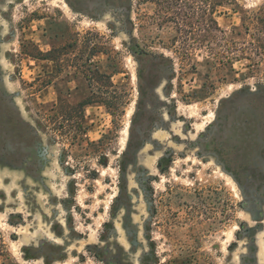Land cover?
Listing matches in <instances>:
<instances>
[{"label":"rangeland","instance_id":"obj_1","mask_svg":"<svg viewBox=\"0 0 264 264\" xmlns=\"http://www.w3.org/2000/svg\"><path fill=\"white\" fill-rule=\"evenodd\" d=\"M213 3L250 42L264 0ZM201 10L0 0V264H264V62Z\"/></svg>","mask_w":264,"mask_h":264},{"label":"trees","instance_id":"obj_2","mask_svg":"<svg viewBox=\"0 0 264 264\" xmlns=\"http://www.w3.org/2000/svg\"><path fill=\"white\" fill-rule=\"evenodd\" d=\"M157 4L162 10H177L175 15L169 17L177 25H180V9H187V17L191 20L197 9H202V24L205 32V43L211 58L222 64H232L235 60L246 59L252 61L254 65L264 62V13L258 12L250 19L253 21L254 31L250 35V42L236 44L226 39L225 33L219 26L215 16L217 4L213 0H157ZM166 14H169L166 12ZM191 22V26H192ZM250 30V29H248ZM178 32L182 29L178 27ZM187 32V31H185ZM189 33H192L190 30ZM90 102L81 104L82 107Z\"/></svg>","mask_w":264,"mask_h":264},{"label":"flooded vegetation","instance_id":"obj_3","mask_svg":"<svg viewBox=\"0 0 264 264\" xmlns=\"http://www.w3.org/2000/svg\"><path fill=\"white\" fill-rule=\"evenodd\" d=\"M241 168V167H240Z\"/></svg>","mask_w":264,"mask_h":264}]
</instances>
